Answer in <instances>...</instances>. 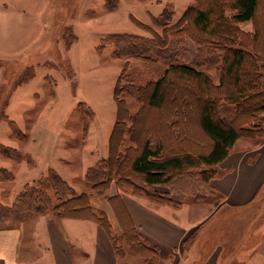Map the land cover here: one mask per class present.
I'll use <instances>...</instances> for the list:
<instances>
[{"label":"rangeland","instance_id":"obj_1","mask_svg":"<svg viewBox=\"0 0 264 264\" xmlns=\"http://www.w3.org/2000/svg\"><path fill=\"white\" fill-rule=\"evenodd\" d=\"M195 2L0 0L1 206L13 207L25 189L39 187L52 170L77 193L92 192L85 174L89 167L108 156L109 138L117 120L115 87L122 70L127 65L129 79L133 78L137 85L160 74L152 75L141 59L121 55L110 37L127 34L151 38L149 27L162 34L163 29L152 20L153 15L160 14L166 5H173L175 13L171 23H174ZM263 9L264 5L260 7L259 17ZM242 27L252 30L251 22L243 23ZM188 45L193 44L188 41ZM157 60L159 70L167 66L163 58ZM204 67L218 82L217 66ZM172 81L174 87L189 86L183 80L175 78ZM177 97L172 90L169 102L180 104ZM122 98L129 112L138 114L134 127L138 129L136 134L140 142L155 133L164 137L168 153L187 152L192 148L207 150L210 140L189 114L190 107L176 123L181 129L180 143L170 139L174 131L169 121L174 111H169V105L164 109L144 106L127 93H123ZM80 102H85L94 116L84 115ZM132 122L130 119L126 124ZM130 145L132 141L127 134L121 149ZM258 145L260 143L242 138L232 152ZM2 146L12 148L11 154L4 153ZM258 156L256 151L250 160L255 161ZM122 164L128 167L127 160ZM1 168L9 171L7 178ZM45 186V190L51 192L53 203L57 204L59 201L50 183ZM124 189L133 194L131 187ZM151 189L167 195L179 194L178 197L183 198L181 204L184 202L178 207L180 219L197 218L196 229L188 233L190 236L184 243V264H244L263 238L264 188L251 205L240 209L223 206L221 197L200 179L198 173L178 179L172 187L153 185ZM94 196L102 195L94 193L91 204ZM140 196L148 200L147 196ZM199 206L206 208H196ZM45 211L41 206L26 205L24 210L0 217V227L21 225L31 231L30 227L41 215L54 213ZM117 235L128 254L121 258V264H142L141 256L129 249L122 234Z\"/></svg>","mask_w":264,"mask_h":264},{"label":"trees","instance_id":"obj_2","mask_svg":"<svg viewBox=\"0 0 264 264\" xmlns=\"http://www.w3.org/2000/svg\"><path fill=\"white\" fill-rule=\"evenodd\" d=\"M205 1L203 4L196 0L174 23H171L174 6L166 5L152 19L163 29L162 34L146 25L151 28V38L127 34L110 37L121 55L141 59L152 75L160 74L137 85L133 78L129 79L127 65L122 70L115 87L117 120L110 134L108 156L89 167L85 174L92 192L77 193L52 170L39 187L25 189L13 207L8 209L0 203V217L24 210L28 205L31 208L41 206L42 210H51L61 218L94 219L107 229L118 257L122 258L125 249L120 244V236L113 232L107 214L90 202L94 193L106 194L115 182L118 193L109 199L120 220L123 238L146 264L159 263V249L147 243L126 210L121 197L122 191H126L124 188L131 187L134 195H145L156 203L179 206L183 200L179 194L159 193L152 190V186L172 187L178 179L195 173L209 184L223 174L218 165L228 157L239 139L260 145L264 142V9L262 16H258L264 0ZM246 22H251L252 30L242 27ZM188 41L193 45H188ZM158 57L167 61V66L161 70ZM210 65L217 66L218 82L204 69ZM175 78L190 87L171 86ZM172 90L180 104L169 102ZM123 93L135 97L144 106L164 109L169 105V111H174L169 121L174 131L170 139L178 142L181 129L176 123L190 107L189 114L210 140L207 150L192 148L187 152L168 153L164 137L155 133L140 142L136 134L138 129L134 127L138 114L129 112ZM79 106L84 115L94 116L85 102H80ZM130 119L133 122L126 124ZM127 134L132 145L121 149ZM1 150L9 155L13 149L2 146ZM126 160L128 167L122 164ZM1 171L7 178L9 171L5 168ZM48 182L59 201L57 204L53 203L51 192L45 190Z\"/></svg>","mask_w":264,"mask_h":264},{"label":"crops","instance_id":"obj_3","mask_svg":"<svg viewBox=\"0 0 264 264\" xmlns=\"http://www.w3.org/2000/svg\"><path fill=\"white\" fill-rule=\"evenodd\" d=\"M256 151L259 156L251 161V154ZM218 167L223 174L212 179L209 186L221 197V204L235 209L249 206L264 188V144L231 151ZM117 193L113 184L106 194L92 197V204L107 214L113 232L122 234L120 220L109 199ZM133 195L122 191V201L147 243L159 249L158 264H184V243L190 236L188 233L196 229L197 218L180 219L178 207L184 202L179 206L160 204ZM201 207L206 208H196ZM27 229L21 225L0 227V264H121L107 229L94 219L61 218L49 212L32 224L31 231ZM125 256L128 257L126 250ZM143 260L141 263L146 264ZM244 264H264V234Z\"/></svg>","mask_w":264,"mask_h":264}]
</instances>
